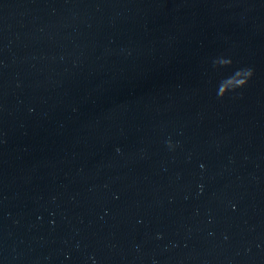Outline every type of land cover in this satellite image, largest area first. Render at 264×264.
<instances>
[{
    "label": "water",
    "instance_id": "water-1",
    "mask_svg": "<svg viewBox=\"0 0 264 264\" xmlns=\"http://www.w3.org/2000/svg\"><path fill=\"white\" fill-rule=\"evenodd\" d=\"M0 91L132 154L264 244V0H0Z\"/></svg>",
    "mask_w": 264,
    "mask_h": 264
}]
</instances>
